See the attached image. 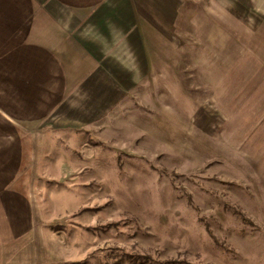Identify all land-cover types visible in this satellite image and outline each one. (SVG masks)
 <instances>
[{"label":"rangeland","instance_id":"1","mask_svg":"<svg viewBox=\"0 0 264 264\" xmlns=\"http://www.w3.org/2000/svg\"><path fill=\"white\" fill-rule=\"evenodd\" d=\"M208 1L107 121L34 146L43 264H264V0Z\"/></svg>","mask_w":264,"mask_h":264},{"label":"crops","instance_id":"2","mask_svg":"<svg viewBox=\"0 0 264 264\" xmlns=\"http://www.w3.org/2000/svg\"><path fill=\"white\" fill-rule=\"evenodd\" d=\"M182 5L210 3L0 0V264H43L45 251L57 250L38 230L22 179L34 146L95 131L144 88L147 75L159 73L155 47L176 40ZM52 119L55 131L41 128Z\"/></svg>","mask_w":264,"mask_h":264}]
</instances>
